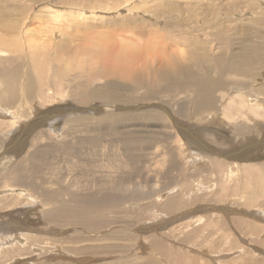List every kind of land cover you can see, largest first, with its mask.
I'll use <instances>...</instances> for the list:
<instances>
[{"label": "rangeland", "instance_id": "obj_1", "mask_svg": "<svg viewBox=\"0 0 264 264\" xmlns=\"http://www.w3.org/2000/svg\"><path fill=\"white\" fill-rule=\"evenodd\" d=\"M0 36V263L264 264V0H0Z\"/></svg>", "mask_w": 264, "mask_h": 264}, {"label": "bare ground", "instance_id": "obj_2", "mask_svg": "<svg viewBox=\"0 0 264 264\" xmlns=\"http://www.w3.org/2000/svg\"><path fill=\"white\" fill-rule=\"evenodd\" d=\"M103 2V1H102ZM101 2V3H102ZM108 3V2H107ZM90 4V3H89ZM109 4V3H108ZM100 5V4H99ZM103 5V4H102ZM102 5H100V6H102ZM99 6V7H100ZM107 6V5H106ZM111 6V5H110ZM109 6V7H110ZM92 9H93V7H91ZM98 8V7H97ZM94 9H95V7H94ZM67 10H69V9H67ZM81 10V9H80ZM95 10H97V9H95ZM105 10V9H104ZM70 11V10H69ZM103 11V10H102ZM118 11V10H117ZM59 12H61V11H59V9L58 10H56V9H53V10H50L49 12H47L48 14L46 15L47 17H48V15L50 16V17H48L47 18V22H45L44 20V22L42 23V21L40 20V21H38V23L40 24L39 25V27L37 26L36 28H31L32 26L31 25H29V27H25L24 29H23V31L21 30V33H20V37H18V38H14V39H16V41H13V42H11V44H10V47H12V48H14V51H17V50H20V44H26V46H27V48L26 49H28L27 51H28V56H30V53L32 52V53H36V50L39 48V49H42L43 47H48V46H50L51 44H54V45H57L58 43V39H57V37L60 35V33L63 31V26H61L60 24H59V22L61 21V20H59V17L61 16L62 18H63V16H65L64 14H61V13H59ZM72 12V11H71ZM93 12H95L94 10H93ZM65 13V12H64ZM88 13V12H87ZM98 13V12H97ZM82 14H83V12H82ZM90 14V13H89ZM93 14V13H92ZM95 14V13H94ZM71 15V14H70ZM98 15H99V13H98ZM77 16V15H76ZM85 16V15H84ZM69 17V16H68ZM86 17V16H85ZM82 18V17H81ZM71 19V18H70ZM63 20V19H62ZM6 21V20H5ZM4 21V22H5ZM27 20H25V22H26ZM67 21V20H66ZM65 21V22H66ZM37 22V21H36ZM65 22H63V24L65 23ZM61 23V22H60ZM2 24V23H1ZM8 24V23H7ZM23 24V23H22ZM66 24V23H65ZM68 24V23H67ZM12 25V24H11ZM7 27V26H6ZM18 27V26H17ZM8 28V27H7ZM6 28V29H7ZM12 28V27H11ZM14 28V32H15V29H17L16 27H13ZM3 29V28H2ZM1 29V30H2ZM10 29V28H9ZM5 30V29H4ZM18 30V29H17ZM3 31V30H2ZM136 31V30H135ZM12 32V31H11ZM10 32V33H11ZM4 33H6L5 31H4ZM9 33V32H8ZM7 33V34H8ZM2 35V34H1ZM5 35V34H4ZM10 36V35H9ZM1 37V36H0ZM7 37V36H6ZM49 39V44L47 45V46H45L44 44H43V42H39V40H48ZM11 41V40H10ZM17 41H19V43L20 44H18V42ZM0 42H1V45H0V49L2 48L1 46H2V43L4 42L5 43V45H3V46H6L7 45V40L4 38V39H1L0 38ZM8 45H9V43H8ZM18 48V49H17ZM98 48H100L99 46H98ZM3 49V48H2ZM0 50V51H5V50ZM9 50H11V48H9ZM164 50V49H163ZM8 51V50H7ZM52 51V50H51ZM97 51H99V50H97ZM100 53V52H99ZM102 53V52H101ZM141 53V52H140ZM158 53H159V51H158ZM127 54V53H126ZM121 55H122V53H121ZM160 55V54H159ZM31 57V56H30ZM120 57V56H119ZM162 57V56H161ZM31 59H32V61H33V65H34V67H33V71H34V73H33V79L32 80H30V81H26V83H25V89H24V93H25V97H23V100H21L20 101V99H19V101H20V104H19V102H18V100H17V98H16V100H17V102H18V104L19 105H22V107L21 108H25V106L27 105V101H28V99H30V97H29V95H31V93H32V89H30V90H28V87L30 86V85H34V84H37V82L39 83V85H40V87H42V89L44 88H46V86H48V87H50V85H47V80L45 79V77H46V75L49 73V69H48V66L45 64V61H44V59H43V56L41 57L39 54H37V55H35L34 54V56L33 57H31ZM40 59H42V60H40ZM48 60V59H47ZM59 61V60H58ZM175 61V60H174ZM113 62V61H112ZM160 62V61H159ZM116 63H118V62H116ZM119 64V63H118ZM134 64V63H133ZM178 64V62H175V66ZM125 66V65H124ZM137 66V65H136ZM127 67V66H126ZM59 68V67H58ZM121 68H124V67H121ZM130 68V67H129ZM128 67H127V69H129ZM118 69V68H117ZM127 69H125V70H127ZM59 70V69H58ZM5 72L3 73V75H2V78H1V80H0V101H3V103H4V105H7V104H13L12 102H14V100H15V98H14V100H13V96L10 94L11 93V91L12 92H15V90H16V92H17V83H18V79H19V77H18V73L17 72H14V73H10V74H7V69H5L4 70ZM220 71V70H219ZM16 73V77H12L11 75H13V74H15ZM124 73V72H123ZM7 74V75H6ZM113 74V73H112ZM50 75V74H49ZM130 76V75H129ZM25 77V76H24ZM50 77V76H49ZM26 78H27V75H26ZM46 78H48V77H46ZM127 79V78H126ZM59 80V79H58ZM58 80H56V81H58ZM134 82V81H133ZM56 84V86H58L59 85V83L57 84V83H55ZM243 84V83H242ZM15 86H16V89H15ZM39 87V86H38ZM41 89V88H40ZM47 89V88H46ZM56 89H58V87H56ZM240 94V93H239ZM24 95V94H23ZM22 95V96H23ZM41 96V95H40ZM240 96H242V95H240ZM16 97V96H15ZM242 97H244V96H242ZM47 98H48V96H47ZM250 98V97H249ZM27 99V100H26ZM56 99V98H55ZM244 100H246V99H243V100H241V102L240 101H238V103L236 104V105H242L243 107H244V103H245V101ZM250 100H253V99H248V107L250 108V113H254V114H257V108H256V106L257 105H255V103H250ZM10 101V102H9ZM36 101H39L40 103H42V102H44V100L43 101H41V99H40V97L39 96H37L36 97ZM17 102H15V103H17ZM235 102V100H233L232 99V101H231V105L233 104ZM260 103V102H259ZM246 104V103H245ZM41 105H36L35 107H34V109H36V112H38L39 110H38V108L40 107ZM233 106V105H232ZM234 106H235V104H234ZM15 107V106H14ZM13 108V107H12ZM231 108V107H230ZM239 108H240V106H239ZM16 109H17V106H16ZM236 109V108H235ZM241 109V108H240ZM238 111V110H237ZM41 114V113H40ZM237 114H241L239 111L237 112ZM45 115V114H44ZM235 115H236V113H235ZM241 115H243V114H241ZM0 116H4L3 115V113L0 111ZM41 116H42V114H41ZM245 116V115H244ZM241 117V116H240ZM24 118V117H23ZM246 118V117H245ZM18 121H19V119H18ZM19 123H20V121H19ZM33 123V122H32ZM10 126L11 127H13L14 125H13V123H10ZM194 144V143H193ZM188 147V146H187ZM191 148V147H190ZM190 148H189V151H191L190 150ZM193 150V149H192ZM186 152V151H185ZM202 153V152H201ZM198 157V156H197ZM231 163V162H230ZM254 169V168H253ZM259 170V169H258ZM231 175L233 174V171H231V173H230ZM253 174V173H252ZM15 189H17V188H15ZM5 191H7V192H9V191H11V189L8 187V188H4L3 189V192H5ZM14 191V189L11 191V192H13ZM10 192V193H11ZM11 194H14V195H16L15 197H17V198H20V197H22L23 198V195L25 194V192L21 189V191L19 190V191H17V193H11ZM26 195V194H25ZM9 196V195H8ZM24 200H25V198H23ZM23 199H22V201H23ZM28 199H26V201H27ZM29 201V200H28ZM24 202V201H23ZM24 203H26V202H24ZM22 205V204H21ZM9 229V228H8ZM20 230V229H19ZM21 234V233H20ZM14 235V234H13ZM16 236V235H15ZM14 236V237H15ZM13 237V236H12ZM13 237V238H14ZM24 239H26V238H24ZM33 239V238H32ZM9 240H10V238H9ZM18 240V241H17ZM16 241V243H18V246H17V244H16V246L17 247H25V241H23V238H21V237H18V239H17ZM27 240V239H26ZM13 242H14V240H13ZM19 242H21V243H19ZM35 242V241H34ZM13 244H15V242L14 243H12L10 246H13V247H11V248H13L14 249V246L15 245H13ZM21 248H17V249H21ZM16 249V248H15ZM0 252H2V251H0ZM13 251H11V253H12ZM15 253L17 252V253H21V252H18V251H14ZM18 256H20V255H14L12 258H11V260L9 259V260H5V261H7V262H4L5 264H7V263H9V264H12V262L14 263L19 257ZM23 257H24V255H22ZM27 256V255H26ZM15 259V261H13L12 259ZM22 260V259H21ZM23 262V261H22ZM3 263V262H2ZM2 263H0V264H2ZM3 263V264H4ZM23 263H25V262H23ZM22 263V264H23ZM21 264V263H20Z\"/></svg>", "mask_w": 264, "mask_h": 264}]
</instances>
